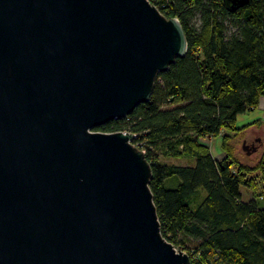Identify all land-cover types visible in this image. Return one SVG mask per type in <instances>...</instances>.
Instances as JSON below:
<instances>
[{
  "label": "water",
  "instance_id": "obj_1",
  "mask_svg": "<svg viewBox=\"0 0 264 264\" xmlns=\"http://www.w3.org/2000/svg\"><path fill=\"white\" fill-rule=\"evenodd\" d=\"M187 50L150 0H0V264H189L134 133L94 130Z\"/></svg>",
  "mask_w": 264,
  "mask_h": 264
},
{
  "label": "trees",
  "instance_id": "obj_2",
  "mask_svg": "<svg viewBox=\"0 0 264 264\" xmlns=\"http://www.w3.org/2000/svg\"><path fill=\"white\" fill-rule=\"evenodd\" d=\"M150 1L179 18L187 53L159 72L148 101L94 130L134 133L162 235L189 264H264V153L248 164L234 144L258 120L238 125V116L264 95V0ZM209 136L222 137L218 156Z\"/></svg>",
  "mask_w": 264,
  "mask_h": 264
},
{
  "label": "rangeland",
  "instance_id": "obj_3",
  "mask_svg": "<svg viewBox=\"0 0 264 264\" xmlns=\"http://www.w3.org/2000/svg\"><path fill=\"white\" fill-rule=\"evenodd\" d=\"M245 115H250L249 119H246V120H252V119L254 120V118H256V117H254V115H251L250 113L249 114L246 113ZM237 124L238 125L242 124L241 116L239 117ZM256 132L258 133V135L261 134L263 139H264V116L262 117V119L258 118V120L253 125L249 126L244 131V133L242 135L238 136L234 140V144H235L236 149H237L236 150L237 155L242 162H245L248 164H254L260 158V156L264 153V142L262 144H260V142L255 141L254 143L256 146V150H252L250 148L249 149L250 153H247V150H245L243 148L244 138H246L248 134H251L253 136V134L254 135L257 134ZM253 138H251L247 142L248 143H251V141L253 142L254 141ZM203 141L211 147L212 153L214 155L218 156L219 154L222 153L223 150H222V145H221V143H222V137L221 136H209L208 138H205ZM166 160L168 161L169 159H166ZM169 162H174V163L180 164V163H185L186 161L183 159L181 160V159H177V158H171L169 160ZM241 190L244 193L245 197L249 198L250 190L246 186H243V185L241 186Z\"/></svg>",
  "mask_w": 264,
  "mask_h": 264
},
{
  "label": "crops",
  "instance_id": "obj_4",
  "mask_svg": "<svg viewBox=\"0 0 264 264\" xmlns=\"http://www.w3.org/2000/svg\"><path fill=\"white\" fill-rule=\"evenodd\" d=\"M246 113L247 114L250 113L251 115H254V117H256V118H254V120H256L258 118L259 119H262V117L264 116V95L261 96L259 105L254 110L248 111ZM246 113H243V114H241V115L238 116V119L241 116V118H242V124H245V123L254 121L253 119L252 120H246V119H249V116H250V115H245ZM238 119H237V121H238ZM251 138H253L254 141L260 142V144H262L264 142V139H263L262 135L261 134L258 135V133L255 134V135L253 134V136L251 134H248L247 137L244 138V139H247V141H248Z\"/></svg>",
  "mask_w": 264,
  "mask_h": 264
},
{
  "label": "flooded vegetation",
  "instance_id": "obj_5",
  "mask_svg": "<svg viewBox=\"0 0 264 264\" xmlns=\"http://www.w3.org/2000/svg\"><path fill=\"white\" fill-rule=\"evenodd\" d=\"M252 142V141H251ZM253 142H255V141H253Z\"/></svg>",
  "mask_w": 264,
  "mask_h": 264
}]
</instances>
